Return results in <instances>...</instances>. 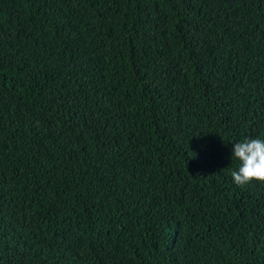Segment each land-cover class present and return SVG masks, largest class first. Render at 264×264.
Instances as JSON below:
<instances>
[{
  "label": "trees",
  "instance_id": "16d2710c",
  "mask_svg": "<svg viewBox=\"0 0 264 264\" xmlns=\"http://www.w3.org/2000/svg\"><path fill=\"white\" fill-rule=\"evenodd\" d=\"M264 0H0V264H264Z\"/></svg>",
  "mask_w": 264,
  "mask_h": 264
},
{
  "label": "clouds",
  "instance_id": "9594fccd",
  "mask_svg": "<svg viewBox=\"0 0 264 264\" xmlns=\"http://www.w3.org/2000/svg\"><path fill=\"white\" fill-rule=\"evenodd\" d=\"M231 158L239 165L231 173L237 186H245L252 181L264 183V140L245 139L232 144Z\"/></svg>",
  "mask_w": 264,
  "mask_h": 264
}]
</instances>
